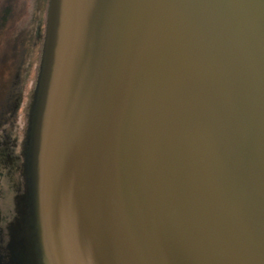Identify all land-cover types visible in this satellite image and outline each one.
I'll use <instances>...</instances> for the list:
<instances>
[{"label":"water","instance_id":"1","mask_svg":"<svg viewBox=\"0 0 264 264\" xmlns=\"http://www.w3.org/2000/svg\"><path fill=\"white\" fill-rule=\"evenodd\" d=\"M25 140L11 264H264V0H49Z\"/></svg>","mask_w":264,"mask_h":264},{"label":"rangeland","instance_id":"2","mask_svg":"<svg viewBox=\"0 0 264 264\" xmlns=\"http://www.w3.org/2000/svg\"><path fill=\"white\" fill-rule=\"evenodd\" d=\"M49 0H0V139L9 140L19 133L16 123L28 126L33 98L36 70L41 62L45 37V26ZM43 32L42 40L38 37ZM37 79V78H36ZM18 86V89L16 87ZM11 88L22 94V102L7 105ZM33 97V95H32ZM10 106V107H9ZM9 107V108H8ZM5 108V109H4ZM23 110H22V109ZM10 111H9V110ZM22 112H20L21 110ZM4 111V112H3ZM11 114L15 118L14 125L8 134V124H4V115ZM15 127V128H14ZM16 131V132H15ZM5 138V139H6ZM4 157L0 156V159ZM17 174L12 170V178ZM29 246L25 242L24 247Z\"/></svg>","mask_w":264,"mask_h":264},{"label":"flooded vegetation","instance_id":"3","mask_svg":"<svg viewBox=\"0 0 264 264\" xmlns=\"http://www.w3.org/2000/svg\"><path fill=\"white\" fill-rule=\"evenodd\" d=\"M16 89H18V86ZM16 89L11 88L10 98L6 106H15L17 103H19V106H22V94L21 92L19 93L18 90L16 91ZM22 110L20 112H22ZM21 115L22 113L19 115L20 124L18 125L16 123L15 125V130H18L19 133H13L14 137L10 140L6 138V134L4 136L6 139L3 138L2 141L0 139V156L4 157V159H0V264H11L10 261L13 259V257H11L13 253L12 249L18 247L19 249L17 248L16 251L18 253L21 250V247L18 245L22 243V238L18 241V237L20 232L22 233L23 222L26 218L25 181L23 172V150L26 140L24 135L25 128L22 127ZM12 117L14 116L11 114H5L4 124H2H8L9 136H12L10 130L12 129V125H14L13 122H15V118L13 119ZM12 170L16 172V178L11 177ZM13 244H15V246L17 244V246L13 247Z\"/></svg>","mask_w":264,"mask_h":264},{"label":"trees","instance_id":"4","mask_svg":"<svg viewBox=\"0 0 264 264\" xmlns=\"http://www.w3.org/2000/svg\"><path fill=\"white\" fill-rule=\"evenodd\" d=\"M39 36H40V37H38V39H39L38 42H40V40H42V38H41V37H43V32H42V31H40ZM39 68H40V64L38 65L37 70H36V78H37L38 73H39ZM36 78H35V81H34V87H35V85H36V81H37ZM33 90H34V88H33ZM32 95H33V91L31 92V98H33ZM23 127L25 128V131H24V135H25L26 130H27V122H26V126H23ZM23 130H24V129H23Z\"/></svg>","mask_w":264,"mask_h":264}]
</instances>
